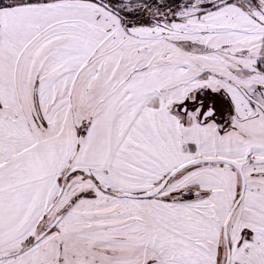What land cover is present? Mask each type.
Segmentation results:
<instances>
[{
  "label": "snow or ice",
  "instance_id": "obj_1",
  "mask_svg": "<svg viewBox=\"0 0 264 264\" xmlns=\"http://www.w3.org/2000/svg\"><path fill=\"white\" fill-rule=\"evenodd\" d=\"M0 264H264V0H0Z\"/></svg>",
  "mask_w": 264,
  "mask_h": 264
}]
</instances>
